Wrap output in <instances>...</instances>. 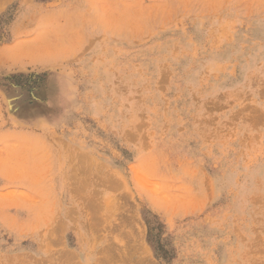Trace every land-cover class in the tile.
<instances>
[{
  "label": "rangeland",
  "instance_id": "374dc122",
  "mask_svg": "<svg viewBox=\"0 0 264 264\" xmlns=\"http://www.w3.org/2000/svg\"><path fill=\"white\" fill-rule=\"evenodd\" d=\"M0 264H264V0H0Z\"/></svg>",
  "mask_w": 264,
  "mask_h": 264
}]
</instances>
